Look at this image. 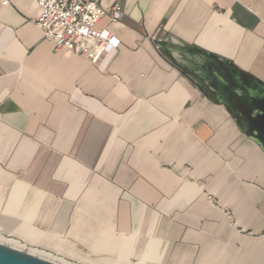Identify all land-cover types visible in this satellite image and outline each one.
Masks as SVG:
<instances>
[{"label": "crops", "instance_id": "0c3cea01", "mask_svg": "<svg viewBox=\"0 0 264 264\" xmlns=\"http://www.w3.org/2000/svg\"><path fill=\"white\" fill-rule=\"evenodd\" d=\"M101 2L123 16L91 62L0 0V236L72 264H264V152L166 56L264 82V0Z\"/></svg>", "mask_w": 264, "mask_h": 264}, {"label": "water", "instance_id": "95a60500", "mask_svg": "<svg viewBox=\"0 0 264 264\" xmlns=\"http://www.w3.org/2000/svg\"><path fill=\"white\" fill-rule=\"evenodd\" d=\"M188 51L190 56L201 57L200 60L193 57L176 60L169 54L166 56L205 96L222 103L242 133L264 152V82L237 71L229 62L214 55L197 49ZM0 264L58 263L0 243Z\"/></svg>", "mask_w": 264, "mask_h": 264}, {"label": "built area", "instance_id": "2783aa9c", "mask_svg": "<svg viewBox=\"0 0 264 264\" xmlns=\"http://www.w3.org/2000/svg\"><path fill=\"white\" fill-rule=\"evenodd\" d=\"M39 14L35 25L55 49L64 48L96 62L114 49L118 40L107 30L97 28L104 15L111 21L123 16L118 3L105 7L101 0H35Z\"/></svg>", "mask_w": 264, "mask_h": 264}, {"label": "bare ground", "instance_id": "6f19581e", "mask_svg": "<svg viewBox=\"0 0 264 264\" xmlns=\"http://www.w3.org/2000/svg\"><path fill=\"white\" fill-rule=\"evenodd\" d=\"M0 243H3L5 245L11 246V247L19 249V250L26 251V252H28L30 254L42 257L44 259L53 261V262L58 263V264H72V263H69V262L61 259V258H58L56 256H52L50 254H47L45 252L38 251V250H35V249H31V248H27L24 245L18 243L17 241H14V240H11V239H6V238H3L1 236H0Z\"/></svg>", "mask_w": 264, "mask_h": 264}]
</instances>
